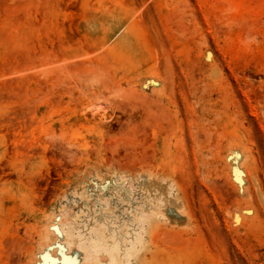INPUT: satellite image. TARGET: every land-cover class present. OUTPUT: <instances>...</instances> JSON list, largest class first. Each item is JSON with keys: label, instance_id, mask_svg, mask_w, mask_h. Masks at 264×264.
Instances as JSON below:
<instances>
[{"label": "rangeland", "instance_id": "rangeland-1", "mask_svg": "<svg viewBox=\"0 0 264 264\" xmlns=\"http://www.w3.org/2000/svg\"><path fill=\"white\" fill-rule=\"evenodd\" d=\"M0 264H264V0H0Z\"/></svg>", "mask_w": 264, "mask_h": 264}, {"label": "bare ground", "instance_id": "bare-ground-1", "mask_svg": "<svg viewBox=\"0 0 264 264\" xmlns=\"http://www.w3.org/2000/svg\"><path fill=\"white\" fill-rule=\"evenodd\" d=\"M92 101V100H91ZM90 107H91V109L93 110V111H96V110H100L102 113H103V106H101V104H100V101H94L91 105H90Z\"/></svg>", "mask_w": 264, "mask_h": 264}]
</instances>
